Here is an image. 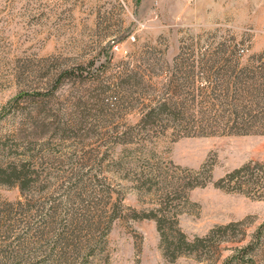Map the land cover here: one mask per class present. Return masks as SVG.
<instances>
[{
	"label": "rangeland",
	"instance_id": "obj_1",
	"mask_svg": "<svg viewBox=\"0 0 264 264\" xmlns=\"http://www.w3.org/2000/svg\"><path fill=\"white\" fill-rule=\"evenodd\" d=\"M215 50L240 67L264 53V0H0V264H264V237L234 258L264 224L263 184L216 185L264 171V133L139 124L176 85L207 100L189 116L215 119L214 64L174 63ZM13 168L27 187L3 182ZM161 204L202 246L165 256L156 220L135 218Z\"/></svg>",
	"mask_w": 264,
	"mask_h": 264
},
{
	"label": "trees",
	"instance_id": "obj_2",
	"mask_svg": "<svg viewBox=\"0 0 264 264\" xmlns=\"http://www.w3.org/2000/svg\"><path fill=\"white\" fill-rule=\"evenodd\" d=\"M195 55L192 53L181 52L176 58L175 66H180L188 62L194 66L193 62H206L212 63L210 69L216 67V73L213 75L215 81L213 82L214 97L213 106L218 107L220 112L215 119L207 117L202 113V117L199 120L194 119L188 112L185 111L189 107V103L200 104L206 103L207 100H200L198 97L186 96L179 97L175 100L174 97L181 94V87L176 85L175 93L169 94L167 97H162L155 101V103L146 106L142 113L139 124L143 128H151L154 126H172L177 135H201V134H239L247 135L250 133H264V130L258 128H264V107L261 104L264 103V66L261 61L264 59V53L255 55L247 65L240 67V60L235 50L230 52H221L219 50L212 51L210 54L206 52H199L197 58H193ZM193 58V59H192ZM258 61L260 65H253L251 61ZM251 62V63H250ZM201 95V94H200ZM177 98V97H176ZM259 107L257 111L253 107ZM263 108V109H262ZM262 109V110H261ZM180 110V111H179ZM228 113L227 115L221 114ZM216 125V126H214ZM209 127H221V131H208ZM262 168V167H261ZM191 177L195 176L198 171L189 170ZM193 174V175H192ZM12 176H7L3 179V182L21 184V188H25L29 184L27 175H22L15 168L10 173ZM188 182V186L191 188L197 187L198 183L192 181L191 178ZM4 178V177H3ZM263 184L260 188V193L264 192V171L260 169V166L251 163H246L233 172L229 173L225 177L218 180L216 185L223 188H227L231 191H242L251 189L254 184ZM206 183V182H205ZM204 184V183H202ZM177 212L164 207L162 204L159 207H155L153 210L147 213L136 215L135 218H149L154 219L157 222V229L160 233L161 247L165 256L169 260H175L181 255L193 252L199 246H202L206 237L191 239L186 235L179 226V219L177 218ZM73 222V221H72ZM74 223V222H73ZM232 226V225H231ZM228 228V226L226 227ZM62 235V234H61ZM58 238V241H63L64 238ZM210 235V234H209ZM264 237V224L261 225L255 232L253 240L246 244V246L240 247L239 256L234 255V258L241 263L245 257L252 259L255 245L261 242ZM75 240L72 236L70 239L64 241ZM72 244L75 246L74 250L79 249L77 243ZM87 247H95L93 241L87 242ZM68 246H71L69 244ZM95 249H93L94 252Z\"/></svg>",
	"mask_w": 264,
	"mask_h": 264
}]
</instances>
